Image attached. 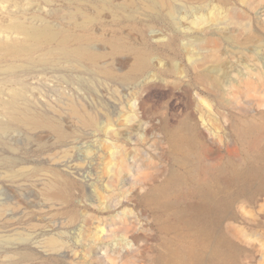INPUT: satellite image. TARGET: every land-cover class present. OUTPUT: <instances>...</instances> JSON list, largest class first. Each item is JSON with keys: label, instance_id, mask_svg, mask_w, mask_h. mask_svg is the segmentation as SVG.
Returning <instances> with one entry per match:
<instances>
[{"label": "rangeland", "instance_id": "rangeland-1", "mask_svg": "<svg viewBox=\"0 0 264 264\" xmlns=\"http://www.w3.org/2000/svg\"><path fill=\"white\" fill-rule=\"evenodd\" d=\"M158 2L0 0V43L26 41L14 25H49L96 55L0 51L1 99L21 90L61 127L31 128L0 105V264H214V246L229 264H264V181L229 174L264 165V147L238 132L264 119V0ZM213 180L230 200L206 211L213 234L199 239L201 223L177 213L215 198Z\"/></svg>", "mask_w": 264, "mask_h": 264}, {"label": "bare ground", "instance_id": "bare-ground-1", "mask_svg": "<svg viewBox=\"0 0 264 264\" xmlns=\"http://www.w3.org/2000/svg\"><path fill=\"white\" fill-rule=\"evenodd\" d=\"M78 2H84V1H91L97 9L99 8H110L109 0H75ZM149 1V7L153 5H158L164 7L163 3L160 5L159 0H148ZM101 10V9H99ZM168 14L171 17H174L176 14V8L170 5L168 7ZM211 16V15H210ZM209 16V17H210ZM207 17V18H209ZM206 22V18L204 16H199L195 19H193L190 24L193 27L202 26L203 23ZM17 32L19 34H22L25 36L26 41L23 42H4L0 43V51L8 56H21L26 58L27 62H31V55H33L34 52H36L38 49L42 48L43 46L46 47L47 50L45 53L42 54L41 60L42 61H55L57 57H61L65 59L66 61H74L79 62L83 59H93L96 55L89 52L86 47H75L72 48L69 45L68 36L64 35L63 32H58L54 30L49 25H43L41 27L36 26H25V25H14L12 27V30ZM188 30H192V27H189ZM259 80V79H258ZM252 88L247 81H244L239 84V87H234L232 90L229 91V94L232 95L233 100H237L240 98L242 91ZM254 92L257 91L256 88L252 89ZM1 94V92H0ZM23 96V92L21 90L14 89L12 93L10 94V97L6 100L1 99L0 97V105L4 109L6 114H9L11 119L13 120L16 118L27 124V126H30L31 128H37V127H47L51 128L55 131L60 130V124L50 120L49 118L45 116H41L35 112L30 113L24 105H22L20 102V99ZM264 119L262 118L260 120H254L251 123L245 125L242 127L239 132V137L241 141L248 146V148H257V147H264V144L262 145V140L264 139V132L262 131V121ZM21 122V123H22ZM20 123V122H19ZM2 124V123H1ZM0 124V132H3L6 127ZM181 149L183 153L186 155H194L192 150H189L184 146L183 142L181 141ZM229 174L231 175V178H235L244 184L254 183L259 185V187H263V181H264V165H261L259 167H252L249 169H238V168H231L229 169ZM173 183L179 182L180 179L176 176L172 178L171 180ZM214 182V180H213ZM237 185V184H236ZM239 185V184H238ZM231 186V185H230ZM238 187V186H236ZM258 187V188H259ZM227 185L223 182H214L213 186H211L210 190L214 194V192H217V195H215V198H212L209 194H202L199 196V203L196 206H191L187 210H182L177 213V219L182 222L191 223L192 220H196L197 223H201V227L198 230V237L199 239H207V237L210 234H213L214 227L210 225V219H207V212L210 213V211L218 208L221 205L226 204L229 202L230 197L227 193H224L223 190L227 189ZM232 188V187H231ZM223 195H222V193ZM219 194V195H218ZM221 196V197H220ZM205 210V211H204ZM203 214H201V212ZM207 211V212H206ZM192 217V218H191ZM207 221V222H206ZM214 253L216 256V262L214 264H229L232 259L230 256L225 254L224 252L220 251L219 246H214ZM177 254V253H176ZM169 258L171 260L176 258V255L173 252L169 253ZM177 264H191L188 262H184L180 259L179 256H177ZM192 264H198L197 262H194Z\"/></svg>", "mask_w": 264, "mask_h": 264}]
</instances>
